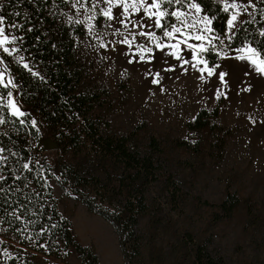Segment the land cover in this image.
<instances>
[{
  "label": "rangeland",
  "instance_id": "1",
  "mask_svg": "<svg viewBox=\"0 0 264 264\" xmlns=\"http://www.w3.org/2000/svg\"><path fill=\"white\" fill-rule=\"evenodd\" d=\"M221 1L229 8L221 32L214 28L212 16L202 9L197 13L187 1L171 10L181 13L179 20L161 18L168 31L173 24L181 29L171 38L164 36L163 27L154 26V17L149 18L159 10L144 12L139 0H124L137 5L128 12L114 7L111 20L103 15L109 7L106 0H48L43 6L46 18L28 9L15 17L12 11L0 25L7 36L0 44V83L7 86L1 98L9 112L19 115L18 109L31 114L39 139L57 140L58 148L45 152L36 140L28 143L37 154L40 150L58 161L57 174L45 177L47 171L43 172L56 210L68 219L74 238L92 247L99 264H123L118 237L112 224L87 209L82 198L115 216L123 213L124 201L139 189L145 209L134 226L139 253L130 254L133 264H264V73L257 72L251 62L255 59L259 64L263 59L247 42L229 44L240 22L254 17L259 0ZM233 15L237 19L229 28ZM34 25L51 46L64 41L66 34L72 37L74 90L94 95L90 115L102 133L127 136L130 149L152 155L160 165L156 181L141 185L122 163L94 152L87 142L73 146L65 135L57 136L56 128L32 107L21 103L22 85L8 61L21 65L34 82L45 78L40 66L20 49L22 29ZM215 107L216 114L207 117L206 125L187 126L200 109ZM3 158L0 148V166ZM168 177L175 189L168 185ZM227 194H233L237 202L225 214L218 203ZM19 238L0 219L1 264H79V257L64 253L59 240L55 249L50 235L42 247L33 233L20 232ZM200 245L215 263L196 258ZM53 250L59 256L50 253Z\"/></svg>",
  "mask_w": 264,
  "mask_h": 264
},
{
  "label": "trees",
  "instance_id": "2",
  "mask_svg": "<svg viewBox=\"0 0 264 264\" xmlns=\"http://www.w3.org/2000/svg\"><path fill=\"white\" fill-rule=\"evenodd\" d=\"M187 1L189 0H185L184 4ZM192 1L198 3L206 14L212 16L214 28L221 32L229 8L225 11L226 5H223L221 0ZM47 3L48 0H2L0 13L5 21L9 20L12 11L16 13L15 17H21L26 9L38 14L42 13L41 16L46 18L43 6H47ZM262 6L264 0H259L254 17L240 22L234 29L229 41L231 46H240L247 42L259 53L264 50V35H261L264 33ZM174 7L182 6L173 4L171 7H166L165 20L168 22L170 16L167 13H170ZM63 40L56 46H51V42L44 38L37 26L22 29L20 49L30 61L40 66L45 78L34 82L21 65L8 61L9 68L15 72L16 78L22 85V90L18 93L21 103L32 107L43 121L46 120L49 125L56 128L57 136L65 135L73 146L79 142H87L88 147L94 152L107 155L111 160L122 163L131 179L139 180L141 185L156 181L160 165L152 155L130 149L127 145V136L102 133L99 123L92 119L90 111L93 108L94 95L74 90L77 76L74 66L76 61L72 51L73 39L66 34ZM261 56L264 60V54ZM207 58V61L211 62L212 58L208 55ZM6 89L7 86L0 83V120L4 121L0 123V148L4 155L0 166L1 221L14 230L18 238L20 232L33 233L38 237L37 245L42 247L47 243V237L50 235L51 242L56 246L55 249H58L55 241L59 240L64 253L79 257V264H99L92 247L83 245L74 238L68 219L56 210L51 187L45 181L43 172L47 171L45 177L57 174L58 161L40 150L38 155L29 145L28 142L36 140L41 146L42 138H38V130L31 123L29 112L24 111L23 115H15L8 111L7 104H4L1 98ZM216 110V107L211 111L200 109L187 126L200 129L207 124L208 116H215ZM54 141L58 148L57 140ZM150 142L152 148L157 150L154 140L151 139ZM25 165L28 167L26 168ZM79 181L84 180L79 178ZM168 181V185L175 189V182L170 177ZM68 191L73 195L71 189ZM82 201L87 209L99 213L112 224L118 237L123 264H133L130 254L134 257L139 253L138 236L134 226L137 223V215L145 209L142 190L132 191L131 197L124 201L123 213L115 216L95 208L91 201L85 198H82ZM236 202L233 194H227L218 205L225 214H228ZM50 253L59 256L58 250ZM196 258L200 261L205 259L201 263L216 262L201 245L197 247ZM21 264H30V262L25 261Z\"/></svg>",
  "mask_w": 264,
  "mask_h": 264
},
{
  "label": "snow or ice",
  "instance_id": "3",
  "mask_svg": "<svg viewBox=\"0 0 264 264\" xmlns=\"http://www.w3.org/2000/svg\"><path fill=\"white\" fill-rule=\"evenodd\" d=\"M106 2L109 4V7L107 10H105L103 12V15L105 17H107L108 19H113V15H112V10L114 7L117 8V10H119V7H123L125 12L129 11V8H136L137 5L135 3H133L132 5H128L126 3H124V0H106ZM185 0H139V6L141 8H143L144 12H148L149 8H154V9H158L159 11L157 12H152L149 14V18H155L154 19V26L156 28H164V36L171 38L173 33H179L181 31L180 28L176 27L175 24L171 25V31L167 30L166 26L162 25L161 22V18L165 17L166 15V7H171L173 4H179L180 6L184 5ZM237 5L236 4H232L231 7L235 8ZM188 7L194 9L197 13L201 12V7L198 3L195 2H191V0H189L188 3ZM225 11L228 10V6L226 5ZM168 16L174 17L177 20H179L181 13H179L178 11H172L170 13H167ZM237 19V17L235 15H233L231 17V19L228 21V26L229 28L233 27V21H235ZM205 20L207 21V23H211V20L208 19V17H205ZM138 26L140 27H144L143 24H140L139 21L136 22ZM4 24V17L0 16V25ZM13 27H16V25H12ZM210 31V29H209ZM138 35L140 36H145V35H152L151 33H145V32H139ZM261 35H264V33H261ZM0 37H3L2 40H0V44L4 43L5 41H7V36L5 35V29L4 27L0 26ZM197 40H202L204 39V37L202 36H196L195 37ZM124 43L129 44L130 42L125 40ZM103 46V45H101ZM159 46V45H158ZM171 47L176 48L178 47V45H171ZM191 47V46H190ZM199 48L201 51H205L206 49H204L203 45H199ZM5 52H8V49L5 48L4 49ZM147 51H150V49H147ZM249 52H252L253 50L251 48L248 49ZM264 54V50H262L260 53H257V55H262ZM193 56L195 58V53H193ZM141 60L144 59L143 56L140 57ZM240 59H245V57H240ZM131 62V61H130ZM201 62V61H198ZM253 64L257 65L256 66V71L259 73H264V60H261L259 64H257V61L255 59H253L251 61ZM184 63H188V61H184ZM25 67H27V65H24ZM193 67H195V65H193ZM167 70H171V69H167ZM202 71V70H201ZM213 74V70L209 69L208 70V75H212ZM33 75H35V73H33ZM159 75V74H157ZM223 76L224 74L221 73L220 74V78L221 80H223ZM153 83H158L157 80H153ZM220 96L219 94L217 95V99H219ZM19 115H23V113H20L18 109L15 110ZM3 120H0V123H3ZM33 124L35 125V121H33ZM25 167L27 168L28 166L25 165Z\"/></svg>",
  "mask_w": 264,
  "mask_h": 264
},
{
  "label": "water",
  "instance_id": "4",
  "mask_svg": "<svg viewBox=\"0 0 264 264\" xmlns=\"http://www.w3.org/2000/svg\"><path fill=\"white\" fill-rule=\"evenodd\" d=\"M41 148L45 151L55 150L57 148V143L54 139H51L49 136H45L41 141Z\"/></svg>",
  "mask_w": 264,
  "mask_h": 264
}]
</instances>
